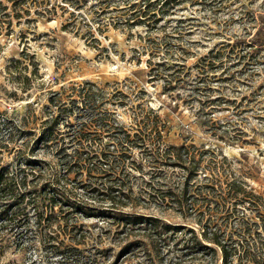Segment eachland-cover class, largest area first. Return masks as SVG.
<instances>
[{"label":"rangeland","instance_id":"374dc122","mask_svg":"<svg viewBox=\"0 0 264 264\" xmlns=\"http://www.w3.org/2000/svg\"><path fill=\"white\" fill-rule=\"evenodd\" d=\"M257 40H264V0H0V165L35 179V194L57 190L66 184L61 160L72 152L74 130L106 112L131 139L149 135L147 151L134 148L142 162V172L132 170L134 196L178 192L183 166L200 160L198 175L239 177L258 196L259 207L246 211L258 220L264 42ZM170 144L185 147L182 158L161 162ZM77 199L85 202L75 219L85 264H221L217 247L188 249L186 230L154 247L143 231L109 219L105 204ZM19 212L0 209V264H74L65 258L74 232L38 225L30 205ZM124 212L199 233L173 208Z\"/></svg>","mask_w":264,"mask_h":264},{"label":"trees","instance_id":"16d2710c","mask_svg":"<svg viewBox=\"0 0 264 264\" xmlns=\"http://www.w3.org/2000/svg\"><path fill=\"white\" fill-rule=\"evenodd\" d=\"M86 124H94V130L90 132L85 129ZM102 132L110 135L112 142L103 143ZM46 134L47 131H44L43 137ZM132 137L135 138L131 139L130 133L116 124L113 114H92L89 122L78 125L70 137L75 143L72 152L64 154V160H61L65 172L60 181L64 180L66 184L59 185L58 182L59 189L49 187L35 194L29 187L35 179L28 180L26 175L11 173L5 166L0 165V209L11 207V217H16L20 210L24 211L30 205L38 225L47 228L57 223V227L64 232H74L70 236L72 244L65 248V258L74 264H85L82 251L78 248L85 234L80 235L82 239L77 238L81 229L75 222L77 215L85 213L82 208L85 202L77 199L78 195L86 201L99 203L101 206L98 207H104L102 205L105 204L103 213L109 214V219L120 221L129 229L143 231V235L154 247L166 242L167 237H172V234L186 230L192 240L188 249L215 252L217 247L221 252V264H235L236 261L238 264H264V216L260 215L258 220H253L247 214V209H251L249 205L259 207L254 200L258 196L246 190L239 177L225 175L221 178L213 171L209 176L198 175V171L202 169L199 167L200 160H196L190 162L191 170L183 166L187 171L182 176L178 192L160 189L146 193L144 197L134 196L131 187L136 176L132 170L142 172V162L134 157V148L147 151L146 139H149V135ZM184 149L183 145L166 146L164 160L160 159L161 162L166 159L171 161L172 156L181 159ZM70 173H74L72 179L67 178ZM198 177L201 181H198ZM195 179L197 180L193 181ZM150 183L151 180L147 185L151 186ZM23 204L25 207L22 208ZM151 205L161 210L173 208L181 217L189 216L195 221L199 233L194 227L167 223L156 214L124 212L126 208H149ZM57 206L59 209L56 213ZM61 218L63 224L59 223Z\"/></svg>","mask_w":264,"mask_h":264}]
</instances>
